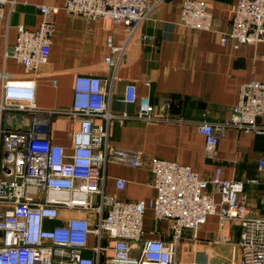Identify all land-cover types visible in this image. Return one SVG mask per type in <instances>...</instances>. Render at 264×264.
<instances>
[{
	"label": "built area",
	"instance_id": "built-area-1",
	"mask_svg": "<svg viewBox=\"0 0 264 264\" xmlns=\"http://www.w3.org/2000/svg\"><path fill=\"white\" fill-rule=\"evenodd\" d=\"M165 0H65L63 9L87 18H109L122 24L126 42L109 46L120 56L140 26ZM14 0H0V19ZM37 28L20 25L12 56L28 71H38L49 60L56 16L60 7L40 5ZM180 23L210 30L213 14L203 0H184ZM234 46L264 42V0H239L224 42ZM113 62L112 56L106 58ZM119 62V61H117ZM110 89L100 76L80 74L75 79L72 105L65 109L40 108L35 80H5L0 100V264H180V246L196 240L209 216L217 215L224 231L229 222L241 226L238 264H264V215L247 208L244 182L222 177L218 167L211 178L190 165L154 157L151 170L157 194L149 200H126L106 190L107 166L133 168L145 164L142 150L115 146L109 140L112 121L149 120L155 116L148 95L138 96L126 86L124 100L139 103L137 112L111 108ZM170 106L167 102L164 110ZM74 123L69 147L51 138L54 116ZM169 115H163L166 119ZM100 117L103 121L98 122ZM264 81L241 85L231 116L221 122H201L206 152L213 156L228 127L264 133ZM19 121L18 127L10 126ZM264 167V159L260 161ZM248 182H258L251 178ZM117 190L127 179H115ZM217 194L219 197L217 198ZM154 220H170L169 237H147L145 213ZM189 232V233H188ZM224 235V234H222ZM221 242H227L222 236Z\"/></svg>",
	"mask_w": 264,
	"mask_h": 264
},
{
	"label": "crops",
	"instance_id": "crops-1",
	"mask_svg": "<svg viewBox=\"0 0 264 264\" xmlns=\"http://www.w3.org/2000/svg\"><path fill=\"white\" fill-rule=\"evenodd\" d=\"M65 0H14L0 19V100L5 80H35V99L43 109H65L74 99L75 79L80 74L100 76L110 89L111 108L134 113L139 103L125 102L126 86L134 83L138 96L148 95L157 118L129 119L110 126L111 144L142 150L145 164L133 168L120 163L107 166L106 190L126 200H149L157 194L151 160L159 157L190 165L202 176L211 178L216 169L222 177L244 182L247 208L252 215H264V133L228 127L223 131L213 156L206 152V138L199 131L201 122H221L231 116L241 85L256 79L264 81V42L234 46L224 42L239 0H203L213 14L210 30L192 29L180 23L184 0H165L136 31L120 56L109 46L126 42L122 24L109 18L91 19L70 14L62 7ZM40 5L60 7L49 60L38 71H28L12 56L18 28H37ZM112 56L113 62L106 58ZM119 61V62H117ZM170 106L163 109L166 103ZM169 115L166 119L163 115ZM98 122L103 120L98 117ZM259 123L264 125V118ZM10 126L18 127L19 121ZM74 123L56 115L51 125L54 142L69 147ZM127 179L117 190L115 179ZM258 178V182H248ZM219 195L217 194V198ZM147 237H169L170 220L156 222L153 210L145 213ZM189 233V232H188ZM224 234L227 242H221ZM241 226L229 222L224 231L217 215L209 216L196 240L186 238L180 246V264L203 261L238 264Z\"/></svg>",
	"mask_w": 264,
	"mask_h": 264
},
{
	"label": "rangeland",
	"instance_id": "rangeland-1",
	"mask_svg": "<svg viewBox=\"0 0 264 264\" xmlns=\"http://www.w3.org/2000/svg\"><path fill=\"white\" fill-rule=\"evenodd\" d=\"M193 264H201L199 262H196V258L194 257L193 260L191 261ZM239 262V261H238ZM202 263L204 264H221L220 262L218 263L217 260H213V262H209V261H203ZM229 264H234L233 262L229 263Z\"/></svg>",
	"mask_w": 264,
	"mask_h": 264
}]
</instances>
